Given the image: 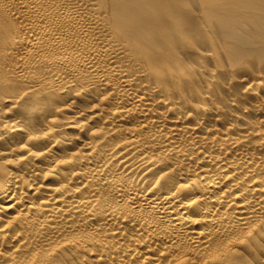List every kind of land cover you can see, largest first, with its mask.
Listing matches in <instances>:
<instances>
[{"label":"bare ground","instance_id":"bare-ground-1","mask_svg":"<svg viewBox=\"0 0 264 264\" xmlns=\"http://www.w3.org/2000/svg\"><path fill=\"white\" fill-rule=\"evenodd\" d=\"M0 264H264V0H0Z\"/></svg>","mask_w":264,"mask_h":264},{"label":"rangeland","instance_id":"rangeland-1","mask_svg":"<svg viewBox=\"0 0 264 264\" xmlns=\"http://www.w3.org/2000/svg\"><path fill=\"white\" fill-rule=\"evenodd\" d=\"M188 1H195V0H188ZM253 55H255V54H253Z\"/></svg>","mask_w":264,"mask_h":264}]
</instances>
